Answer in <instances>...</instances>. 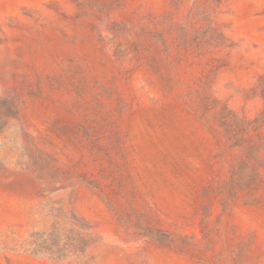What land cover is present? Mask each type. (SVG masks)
<instances>
[{
    "label": "rangeland",
    "instance_id": "rangeland-1",
    "mask_svg": "<svg viewBox=\"0 0 264 264\" xmlns=\"http://www.w3.org/2000/svg\"><path fill=\"white\" fill-rule=\"evenodd\" d=\"M0 264H264V0H0Z\"/></svg>",
    "mask_w": 264,
    "mask_h": 264
}]
</instances>
